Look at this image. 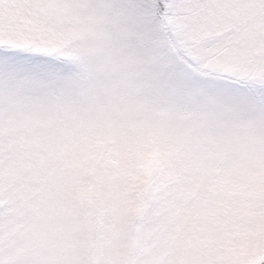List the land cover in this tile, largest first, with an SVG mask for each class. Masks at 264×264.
Returning <instances> with one entry per match:
<instances>
[{"label":"snow or ice","instance_id":"snow-or-ice-1","mask_svg":"<svg viewBox=\"0 0 264 264\" xmlns=\"http://www.w3.org/2000/svg\"><path fill=\"white\" fill-rule=\"evenodd\" d=\"M0 264H264V0H0Z\"/></svg>","mask_w":264,"mask_h":264},{"label":"rangeland","instance_id":"rangeland-1","mask_svg":"<svg viewBox=\"0 0 264 264\" xmlns=\"http://www.w3.org/2000/svg\"><path fill=\"white\" fill-rule=\"evenodd\" d=\"M172 121L175 124H180V123H187L191 124L192 123V116L189 115L186 117L185 120H180L175 114L172 116ZM226 124V117H219L217 119L211 120L207 123L206 125V130L212 133H216L224 128ZM151 159L147 161V163H151Z\"/></svg>","mask_w":264,"mask_h":264}]
</instances>
